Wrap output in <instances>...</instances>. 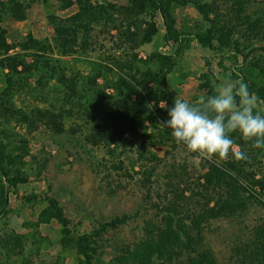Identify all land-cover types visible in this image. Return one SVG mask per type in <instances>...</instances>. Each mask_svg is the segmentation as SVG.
I'll return each instance as SVG.
<instances>
[{"label":"rangeland","instance_id":"obj_1","mask_svg":"<svg viewBox=\"0 0 264 264\" xmlns=\"http://www.w3.org/2000/svg\"><path fill=\"white\" fill-rule=\"evenodd\" d=\"M91 1L113 6L107 11V21L100 19L92 23L88 32L93 49H88L85 56L57 54L53 40L56 35L49 21L52 16L64 18L71 14L76 9L75 3L61 8L56 0H29L22 19L2 15L6 40L15 44L13 50H18V43L30 32L50 46L47 53L52 55L51 59L83 74L103 62L114 65L117 60L132 59V53L136 54L134 65L142 70L144 64L138 59H144L151 52L170 53L171 63L164 68L162 89L173 100L194 102L201 95H213L216 85L223 79L233 80V75L237 79L244 78L246 84L264 83V0H179L170 3L174 28L179 34L188 32L179 36L181 41L176 52L173 48L177 43L169 44L164 40L162 18L157 10L146 7L138 13L131 0ZM150 22L156 27L150 39L130 48L139 38L136 34L140 35ZM207 29L211 32L210 47L201 46L192 37V33L203 34ZM148 64L150 68L155 65L151 60ZM123 70L127 71V66ZM110 74L107 72V77L114 80ZM1 79L0 73V91L4 86ZM97 81L101 84L102 78ZM60 88L54 77L33 75L23 82L17 93L9 95L14 110L22 109L30 121L19 119V115L10 110L0 111V127L7 131L2 142L7 149L17 145L14 151L20 157L12 166L21 168L26 177L13 189L9 188L8 203L0 213V264L77 263L74 248L60 241L58 223L53 218L47 221L39 218L45 206L43 194L57 200L68 218L72 234L88 232L114 216H127L124 222L95 237L93 264H116L117 255L132 243L144 240L148 228L162 223L161 216L167 206L174 205L187 214L204 201V197L193 194L195 191L190 192L187 186L196 190L195 177L204 170L203 159L207 158L187 151L173 137L151 144L157 134L147 119L135 135L122 134L127 142H90L86 139L90 126L78 127L88 117L82 109L81 113L72 111V116L63 120L62 116H57V121L62 120L60 130L35 119L40 108L54 106L56 109L62 103ZM104 91L112 96L104 105H114L112 101L118 96L113 86L104 87ZM161 101L167 106L165 100ZM90 103L95 104V101ZM5 104V100H0V109L9 103ZM258 104V110L264 114V103L259 98ZM55 109L50 111L56 112ZM149 110L156 113L151 101ZM166 120L160 115L156 123L161 126ZM138 147L146 154L139 157ZM246 149L242 146L248 157L246 163H242L244 171L251 170L255 172L254 177L259 176L257 170L264 159L259 154L249 155ZM150 152L156 159L150 157ZM242 181L247 186L243 208L232 215L208 218L201 223V243L211 251L215 259L213 264H238L235 255L243 249V243L253 237L254 231L264 229V189L251 184L249 179ZM179 188L184 190V199ZM209 194L211 203L216 193L212 190ZM158 261L173 264L158 258L151 263Z\"/></svg>","mask_w":264,"mask_h":264},{"label":"trees","instance_id":"obj_2","mask_svg":"<svg viewBox=\"0 0 264 264\" xmlns=\"http://www.w3.org/2000/svg\"><path fill=\"white\" fill-rule=\"evenodd\" d=\"M28 1L0 0V73L1 83L4 84L0 91V100H5L6 104L9 103L5 104L6 106L0 111L10 110L19 115V119L30 121L22 109L14 110L9 97L17 93L23 87V82L33 75L48 77V79L54 77L61 87L59 99L62 103L57 105L56 109L52 106L51 109H55L56 112L43 107L36 111L35 119H41L45 125L60 130L64 117H71L72 111L81 113L82 109L88 117L83 119L78 127L82 124L90 126V132L86 137L90 142L102 140L127 142V138L122 134L129 132L130 135H135L145 119L150 122L157 134V138L153 137V140L150 141L151 144L170 140L171 130L158 126L156 123L160 115L169 119L167 109L174 104V100L167 97L162 89L164 68L171 63L170 53L151 52L144 59H138L144 64L142 70L134 65L136 54L132 53V59L117 60L114 65L103 62L98 64L97 68L92 67L91 70L89 69L87 73L83 74L76 72L72 67L66 69L65 65L56 59H51L52 55L47 53L51 49L50 46L47 43H41L30 32L26 34L24 41L18 43V50H13L15 44L6 40V30L1 24V17L8 15L13 19H22L25 9L30 4ZM56 1L61 8H65L71 3L76 5L75 11L66 17L55 18L52 16L49 19L56 35L53 40L57 54L85 56L88 49H93L90 46L88 32L93 26L92 23L100 19L107 21V11L113 5L94 3L91 0ZM177 1L179 0H131V5L137 9L138 13L145 10L146 7H152L159 12L164 27L165 42L177 43L174 45V52L179 48L178 42L181 41L179 36L188 34V32L179 34L172 24L173 20L169 13L170 3ZM155 29L152 22L147 23L142 33L136 34L139 38L130 48L135 47L138 43L148 41ZM192 37L201 46L210 47L211 45L208 39L211 37L209 29L203 34L194 32ZM150 60L155 63L153 68H150L148 64ZM124 65L130 72L123 70ZM107 72L115 77L114 80L107 77ZM232 77L233 80L238 78L236 75ZM98 78H102L101 84L98 83ZM242 79L244 81V78ZM97 84H99L98 88ZM247 85L249 91L264 103V83H249ZM107 86H113L115 95L118 96L112 101L114 105H104V102L112 97L104 91V87ZM131 95H134L135 98H132ZM91 100H94L95 104L90 103ZM161 100L166 101V108H161L158 105ZM97 101L98 104H96ZM150 101L153 103L156 113L149 110ZM57 116L58 118L62 116V120L57 121ZM33 118L31 117V119ZM6 133L5 128L0 127V213H3L8 203L9 188L13 189L18 182L26 180L21 168L12 166L17 162L20 154H16L14 151L16 144L13 148H6V143L2 142L7 137ZM230 137L241 149L242 146H246L249 155L259 154V157L264 159V148H252V142L244 140L239 132L231 133ZM138 148L139 157L146 154L142 147ZM150 155L155 158L153 152H150ZM203 160L205 168L195 177L194 181V184H197L196 190L187 186L190 192L195 191L192 192L193 194L204 197L199 208L184 214L185 211H181V208L176 209L174 205L167 206L165 208L167 211L161 216L162 223L148 228L145 231L146 238L144 240L132 243L123 250V253L117 255L116 264H155L151 263L155 258L169 263L173 262V264H213L215 262L211 251L202 246L201 223L208 218L232 215L243 208L245 204L243 195L247 189L242 181L243 178L249 179L250 183L256 184L259 189H264V163L257 170L259 176L254 177V171H244L243 165L246 161H237L232 155H229L227 160ZM179 190L184 199L186 196L183 188H179ZM212 190L216 196H212L213 200L209 203L211 197L209 193ZM42 199L45 201V206L41 209L39 218L42 221L53 218L58 223L60 241L73 247L78 255L76 264H93L95 237L127 219L125 214H121L98 224L88 232L72 234L69 230L68 218L63 214L57 200L47 194H43ZM185 203H188V200H185ZM176 211L177 214L184 215L175 216L177 215ZM252 236L248 242L243 243L244 247L237 253V256L235 255V263L264 264V229L254 231ZM157 264L163 263L158 261Z\"/></svg>","mask_w":264,"mask_h":264},{"label":"clouds","instance_id":"obj_3","mask_svg":"<svg viewBox=\"0 0 264 264\" xmlns=\"http://www.w3.org/2000/svg\"><path fill=\"white\" fill-rule=\"evenodd\" d=\"M161 108H166L164 101ZM258 98L242 78L221 80L210 96H199L194 102L174 99L167 109L169 119L161 126L171 130L178 144L204 158L246 160L247 154L230 137L239 132L251 147L264 148V114L258 110Z\"/></svg>","mask_w":264,"mask_h":264}]
</instances>
